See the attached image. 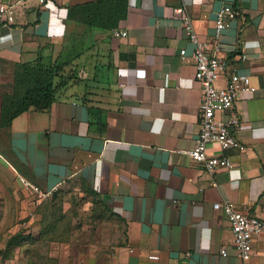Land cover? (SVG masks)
<instances>
[{"label": "crops", "instance_id": "1", "mask_svg": "<svg viewBox=\"0 0 264 264\" xmlns=\"http://www.w3.org/2000/svg\"><path fill=\"white\" fill-rule=\"evenodd\" d=\"M94 1L22 0L15 23L0 26L2 214L14 215L12 206L16 217L25 214L22 180L50 193L74 183L110 221L87 243L73 236V245L50 249L46 264H243L222 203L264 219V0H127L126 17L109 31L66 17L70 6ZM222 6L238 17L217 41ZM180 9L201 41L219 45L218 55L251 78L236 102V134L247 150L225 152L237 164L232 170L210 173L189 156L202 92ZM115 30L128 35L116 38ZM50 48L74 81L48 109L2 127V94L18 65ZM253 248L251 263L264 264V235Z\"/></svg>", "mask_w": 264, "mask_h": 264}, {"label": "built area", "instance_id": "2", "mask_svg": "<svg viewBox=\"0 0 264 264\" xmlns=\"http://www.w3.org/2000/svg\"><path fill=\"white\" fill-rule=\"evenodd\" d=\"M38 2L40 6L48 7L53 3V0H38ZM16 14L17 3L0 2V26L13 25L16 21ZM180 14L183 15L182 29L189 41L195 45L191 56L196 64L195 78L199 82L202 92L200 133L189 156L195 162L204 165L210 173H215L219 169L232 170L237 167V164L225 155V152L237 150L244 153L247 150L246 145L236 134L240 125L236 102L240 95L250 91L251 78L237 65H233L231 60L218 55L219 45L213 47L211 43L199 39L189 14L184 13L182 9H180ZM237 17V11L226 6L220 8L215 27L217 41L225 30L232 27ZM113 33L116 38L128 35L126 30H115ZM180 55L185 57L186 49H182ZM241 59L246 60V56L241 55ZM221 78H225L223 87L218 85ZM221 114H226L227 119H222ZM212 147L214 152L211 151ZM22 181L27 189L32 190L40 197L50 194V192L39 190L27 181ZM222 204L224 213L230 222L237 257L243 264H253L251 263L252 257L255 256L253 243L256 238L264 235V219L238 211L231 202ZM149 258L151 260L160 259L158 255H150Z\"/></svg>", "mask_w": 264, "mask_h": 264}, {"label": "rangeland", "instance_id": "3", "mask_svg": "<svg viewBox=\"0 0 264 264\" xmlns=\"http://www.w3.org/2000/svg\"><path fill=\"white\" fill-rule=\"evenodd\" d=\"M12 3L20 6L22 0ZM52 50L37 55L46 67L62 65L55 61L56 53ZM69 68L66 66L63 73L71 74ZM22 184L30 199L27 207L19 208L25 214L16 217L17 209L12 206L8 210L14 215L6 216L0 206V264H46L47 259L52 260L50 249L55 252L59 245H73L74 237L87 243L89 234L96 232L101 223L108 226L110 220L93 207L92 197L81 186L72 183L66 189L40 197Z\"/></svg>", "mask_w": 264, "mask_h": 264}, {"label": "trees", "instance_id": "4", "mask_svg": "<svg viewBox=\"0 0 264 264\" xmlns=\"http://www.w3.org/2000/svg\"><path fill=\"white\" fill-rule=\"evenodd\" d=\"M126 2L97 0L70 6L66 17L102 31L114 30L126 17ZM66 66L46 67L42 58L34 63L19 64L14 81L8 85L10 90L2 94L1 126H10L17 116L31 109H48L75 79L72 74L63 73Z\"/></svg>", "mask_w": 264, "mask_h": 264}]
</instances>
